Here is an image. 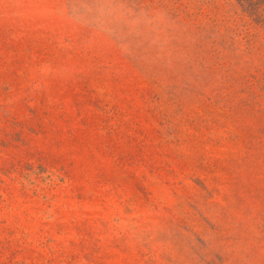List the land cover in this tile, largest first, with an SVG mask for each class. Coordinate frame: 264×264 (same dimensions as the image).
I'll return each instance as SVG.
<instances>
[{
  "label": "rangeland",
  "instance_id": "obj_1",
  "mask_svg": "<svg viewBox=\"0 0 264 264\" xmlns=\"http://www.w3.org/2000/svg\"><path fill=\"white\" fill-rule=\"evenodd\" d=\"M0 264H264V0H0Z\"/></svg>",
  "mask_w": 264,
  "mask_h": 264
}]
</instances>
